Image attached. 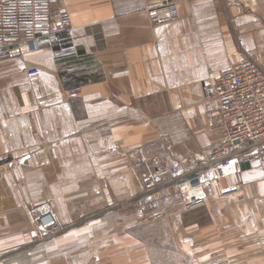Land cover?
<instances>
[{
    "label": "crops",
    "instance_id": "obj_1",
    "mask_svg": "<svg viewBox=\"0 0 264 264\" xmlns=\"http://www.w3.org/2000/svg\"><path fill=\"white\" fill-rule=\"evenodd\" d=\"M169 3L179 19L152 22L148 12ZM54 9L70 15L61 40L0 58V264H264V162L232 163L194 211L176 198L144 218L120 206L140 190L139 152L187 166L221 137L202 85L242 59L264 63V0ZM179 212L202 219L180 233ZM45 213L61 233L40 227ZM160 227L169 249H158Z\"/></svg>",
    "mask_w": 264,
    "mask_h": 264
},
{
    "label": "built area",
    "instance_id": "obj_2",
    "mask_svg": "<svg viewBox=\"0 0 264 264\" xmlns=\"http://www.w3.org/2000/svg\"><path fill=\"white\" fill-rule=\"evenodd\" d=\"M57 0H8L0 4V58L27 47L37 48V41L53 44L61 40V33L70 25L66 10L54 9ZM255 6L256 0H225ZM152 22L162 19L177 20L180 15L172 3L150 10ZM35 75L37 70H26ZM204 98L215 106L206 112L209 127L219 126L221 137L203 146L189 157V164L166 165L156 157L139 152L138 164L144 168L141 191L129 205L134 213L144 218L167 208L176 198L182 211L202 207L216 184L226 177L232 163L248 165L264 162V63L245 58L209 77L202 85ZM80 89L68 90L76 97ZM131 201V202H130ZM130 202V203H129ZM40 227L47 231L55 227L50 213L38 218Z\"/></svg>",
    "mask_w": 264,
    "mask_h": 264
},
{
    "label": "rangeland",
    "instance_id": "obj_3",
    "mask_svg": "<svg viewBox=\"0 0 264 264\" xmlns=\"http://www.w3.org/2000/svg\"><path fill=\"white\" fill-rule=\"evenodd\" d=\"M256 5V4H255ZM250 7H253V6H250ZM140 190H139V192L138 193H135V194H133L132 196H131V198L130 199H126V200H132L135 196H137V195H139V193H140V191H141V183H140V188H139ZM57 197H58V195H56ZM174 199V198H173ZM125 201V200H124ZM57 202V203H56ZM55 203L53 202V200H52V207L53 208H57V207H55L56 206V204L57 205H59V202L58 201H56ZM123 201H121V203H120V206H125L126 204H124V203H122ZM131 202V201H130ZM129 202V203H130ZM172 205V204H171ZM171 205L169 206V207H167V208H164L163 210H165V212H171V210L172 209H170L171 208ZM179 207H180V211H182L181 210V206L179 205ZM132 209V208H131ZM168 209V211H166ZM133 210V209H132ZM160 211V210H159ZM134 212V211H133ZM189 215L188 214H184V213H178V215H176L175 217H178L177 219L179 220V223H180V225L178 226V228H179V232L180 233H186L185 232V227H186V225L189 223V224H192V219L195 217V219H196V221H200L201 219H202V214L200 213V214H196V215H194L193 216V218L192 217H188ZM198 219V220H197ZM191 222V223H190ZM64 228L65 227H60L56 222H55V227L54 226H50V228H48L47 229V231H49V233L53 236L54 234L56 235V234H59V233H61L63 230H64ZM159 232H158V249H164V248H170L169 247V245L167 244V247H164L165 245H166V237H165V235H166V232L164 231V229L163 228H159Z\"/></svg>",
    "mask_w": 264,
    "mask_h": 264
}]
</instances>
